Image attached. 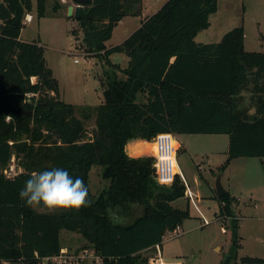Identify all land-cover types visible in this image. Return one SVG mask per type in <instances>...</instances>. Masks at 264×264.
Returning a JSON list of instances; mask_svg holds the SVG:
<instances>
[{
  "label": "trees",
  "instance_id": "trees-1",
  "mask_svg": "<svg viewBox=\"0 0 264 264\" xmlns=\"http://www.w3.org/2000/svg\"><path fill=\"white\" fill-rule=\"evenodd\" d=\"M48 1H36L39 18ZM3 2L13 17L0 22V264H43L61 254L63 231L79 234L101 264H151L142 252L161 245L191 214L188 207L173 206L186 194L181 175L170 185L160 183L154 157L128 155L132 140L227 134V158L219 174L234 159L264 158V51L245 49L241 26L217 43L196 42L210 26L218 0H168L111 47L114 27L126 16L141 15L142 0H93L83 7L73 34L78 40L82 34L83 49L109 68L101 78L104 102L96 107L66 103L43 47L21 40L33 1ZM52 5L55 13L63 8L58 0ZM115 53L127 56L126 67L111 61ZM161 136L128 149L153 153ZM13 158L22 171L10 176L6 170ZM53 166L80 176L91 203L78 210L26 206L18 195L25 180ZM94 166L109 182L99 194L89 183ZM217 198L220 216L233 220L232 246L223 264H264V257L237 261L242 245L232 210L235 198L229 191Z\"/></svg>",
  "mask_w": 264,
  "mask_h": 264
},
{
  "label": "rangeland",
  "instance_id": "rangeland-1",
  "mask_svg": "<svg viewBox=\"0 0 264 264\" xmlns=\"http://www.w3.org/2000/svg\"><path fill=\"white\" fill-rule=\"evenodd\" d=\"M36 1L33 0L34 19L22 29L21 40L37 41L43 47L47 64L59 82L61 98L66 103L91 107L103 103L101 78L109 68L103 59L87 54L83 49L82 34H79V40L73 34L79 29V24L75 17L68 16L71 0H58L63 4L58 13L52 9L55 0L48 1L45 15L40 18ZM167 1L142 0L141 15L126 16L117 23L107 42L108 47L122 43L139 28L143 19L156 13ZM240 26L245 32V49L249 52L264 51V0H218L217 11L210 16V26L198 33L196 42L217 43L227 32ZM127 59L123 53L112 56V60L122 67L127 66ZM244 96L249 103L250 95L245 93ZM93 126L94 122H91L89 131ZM175 137L182 145L176 157L174 151L177 152L181 145L167 134L155 147V155L145 152L140 157L155 158L158 155L162 173L171 175L179 172L186 184V194L173 202V206L188 207L191 218L184 221L177 235H169L168 232L161 245L143 251L142 255L159 264H223L232 246L233 220L220 216L215 183L218 167L227 158L229 137L227 134H181ZM131 144L126 145L127 152H130L128 147ZM101 172L99 166H94L90 172L93 194H99L109 185ZM221 174L222 185L226 189L230 187L235 195L232 210L239 218L237 233L242 245L237 261L246 256L264 257V158H237ZM132 219H126V222ZM62 242L61 252L64 251L67 264H101L100 257L90 248H85L86 241H82L79 234L63 231Z\"/></svg>",
  "mask_w": 264,
  "mask_h": 264
},
{
  "label": "clouds",
  "instance_id": "clouds-1",
  "mask_svg": "<svg viewBox=\"0 0 264 264\" xmlns=\"http://www.w3.org/2000/svg\"><path fill=\"white\" fill-rule=\"evenodd\" d=\"M19 198L31 208L78 210L91 203L89 189L80 176L59 166L33 172L19 190Z\"/></svg>",
  "mask_w": 264,
  "mask_h": 264
},
{
  "label": "built area",
  "instance_id": "built-area-1",
  "mask_svg": "<svg viewBox=\"0 0 264 264\" xmlns=\"http://www.w3.org/2000/svg\"><path fill=\"white\" fill-rule=\"evenodd\" d=\"M31 20H32V16H31L30 14H27V15H26V19H25L26 23H27V22H30ZM75 61L77 62V60H75ZM160 135H164V134H160ZM160 135H158V136L155 138V140H157V138H158ZM170 135H171V134H170ZM171 136L174 137V135H171ZM176 154H177V152L174 151V157H176ZM154 162H155V166H156V170H157V178H158L159 182H161V183H165V184L172 183L173 180H174V178H175V176H176L177 174H179V173H177V171H176V172L172 173V174L169 176V179H168V180L163 179V178L161 177V175H160V157H159L158 155L155 156V161H154ZM21 171H22L21 168H18V167L16 166L15 159L13 158V159H12V162H11V164H10V166H9V168L6 170V173H7L8 175H10V176H14V175L18 174V173L21 172ZM179 230H180V227H178L176 231H174V232H170V233H168V234H169V235H177ZM167 236H168V235H166L165 237H167ZM169 237H170V236H169ZM157 246H159V245H157ZM157 246H156V247H157ZM154 258H155V257H154ZM49 261H54V262H56L57 264H67V262H68L67 257L64 256V251H62L61 254L58 255V256L46 258V259L43 261V264H47V262H49ZM151 261H152L151 264H159V263H155V260H154V259H152Z\"/></svg>",
  "mask_w": 264,
  "mask_h": 264
},
{
  "label": "water",
  "instance_id": "water-1",
  "mask_svg": "<svg viewBox=\"0 0 264 264\" xmlns=\"http://www.w3.org/2000/svg\"><path fill=\"white\" fill-rule=\"evenodd\" d=\"M93 4V0H71V5L68 7V16L79 18L80 11L83 7H90ZM13 17L10 9L7 5L0 0V21H6ZM215 190L217 196H223L227 191L222 185V174H218L216 183H215Z\"/></svg>",
  "mask_w": 264,
  "mask_h": 264
},
{
  "label": "crops",
  "instance_id": "crops-1",
  "mask_svg": "<svg viewBox=\"0 0 264 264\" xmlns=\"http://www.w3.org/2000/svg\"><path fill=\"white\" fill-rule=\"evenodd\" d=\"M1 1H3V0H1ZM33 1V0H32ZM64 1H66V0H64ZM67 2V1H66ZM34 3V2H33ZM71 5V4H70ZM69 7V6H68ZM67 10H68V8H67ZM30 15L32 16V20L31 21H33V19H34V17H33V15H32V13H30ZM30 21V22H31ZM122 21V20H121ZM120 21V22H121ZM1 22V21H0ZM40 44V43H39ZM114 55V54H113ZM113 55H111L110 56V59H111V61L112 62H114L113 60H112V56ZM127 61H128V59H127ZM115 63V62H114ZM122 67V66H121ZM61 97H62V95H61ZM71 104V103H70ZM166 134H164V135H162L161 136V140H160V142L159 143H157V144H155V145H153V147H152V152H153V154L155 155V147L156 146H159L160 145V143L162 142V139H163V137L165 136ZM167 135H170V134H167ZM174 138L176 139V137L174 136ZM137 141H144V142H148V141H146V140H142V139H136ZM176 141L178 142V140L176 139ZM134 142H136V141H134V140H132V141H130L128 144H131V143H134ZM178 144H179V146L181 145V143L180 142H178ZM128 153V155L130 156V157H132V158H138V157H140V156H142V154H133V153H130V152H127ZM233 161H235V159L233 160ZM232 161V162H233ZM232 162L229 164V165H231L232 164ZM222 164V163H221ZM227 169H228V167H227ZM161 172V171H160ZM162 173V172H161ZM177 173H179L178 171H177ZM230 188V187H229ZM229 188H225L226 189V191H230V193H231V195L232 196H234L235 197V195L232 193V189H229ZM217 194V193H216ZM238 220H239V218H238Z\"/></svg>",
  "mask_w": 264,
  "mask_h": 264
}]
</instances>
